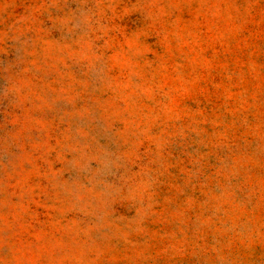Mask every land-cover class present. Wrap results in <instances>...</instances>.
I'll use <instances>...</instances> for the list:
<instances>
[{
	"label": "rangeland",
	"instance_id": "rangeland-1",
	"mask_svg": "<svg viewBox=\"0 0 264 264\" xmlns=\"http://www.w3.org/2000/svg\"><path fill=\"white\" fill-rule=\"evenodd\" d=\"M0 264H264V0H0Z\"/></svg>",
	"mask_w": 264,
	"mask_h": 264
}]
</instances>
